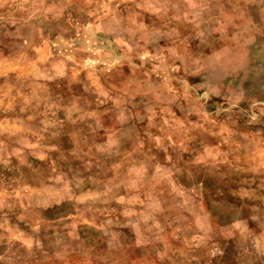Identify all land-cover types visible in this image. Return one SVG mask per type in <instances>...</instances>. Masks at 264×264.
Masks as SVG:
<instances>
[{
  "label": "rangeland",
  "instance_id": "1",
  "mask_svg": "<svg viewBox=\"0 0 264 264\" xmlns=\"http://www.w3.org/2000/svg\"><path fill=\"white\" fill-rule=\"evenodd\" d=\"M0 264H264V0H0Z\"/></svg>",
  "mask_w": 264,
  "mask_h": 264
}]
</instances>
